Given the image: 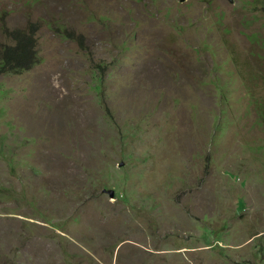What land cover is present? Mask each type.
<instances>
[{
    "label": "rangeland",
    "instance_id": "obj_1",
    "mask_svg": "<svg viewBox=\"0 0 264 264\" xmlns=\"http://www.w3.org/2000/svg\"><path fill=\"white\" fill-rule=\"evenodd\" d=\"M32 29L0 264H264V0H0V60Z\"/></svg>",
    "mask_w": 264,
    "mask_h": 264
},
{
    "label": "trees",
    "instance_id": "obj_2",
    "mask_svg": "<svg viewBox=\"0 0 264 264\" xmlns=\"http://www.w3.org/2000/svg\"><path fill=\"white\" fill-rule=\"evenodd\" d=\"M31 35L26 36L22 31L9 32L10 37L15 44L11 47H4L2 50V58L0 60V72L11 71L20 72L27 71L37 63V53L34 50V38Z\"/></svg>",
    "mask_w": 264,
    "mask_h": 264
},
{
    "label": "water",
    "instance_id": "obj_3",
    "mask_svg": "<svg viewBox=\"0 0 264 264\" xmlns=\"http://www.w3.org/2000/svg\"><path fill=\"white\" fill-rule=\"evenodd\" d=\"M230 2H233V0H229ZM109 193V195H110V197L111 198H114V191H110V192H108Z\"/></svg>",
    "mask_w": 264,
    "mask_h": 264
},
{
    "label": "bare ground",
    "instance_id": "obj_4",
    "mask_svg": "<svg viewBox=\"0 0 264 264\" xmlns=\"http://www.w3.org/2000/svg\"><path fill=\"white\" fill-rule=\"evenodd\" d=\"M151 77H154V76H151ZM134 93H135V90H134ZM130 94V93H129Z\"/></svg>",
    "mask_w": 264,
    "mask_h": 264
}]
</instances>
